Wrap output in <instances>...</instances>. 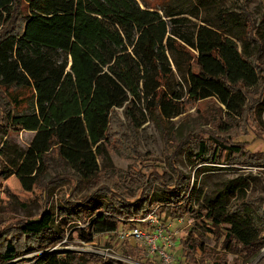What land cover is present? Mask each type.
I'll return each instance as SVG.
<instances>
[{
  "label": "trees",
  "instance_id": "obj_1",
  "mask_svg": "<svg viewBox=\"0 0 264 264\" xmlns=\"http://www.w3.org/2000/svg\"><path fill=\"white\" fill-rule=\"evenodd\" d=\"M174 1L165 2L160 13L142 8L137 0H0L1 125L7 131L36 134L29 150L3 165L1 175H15L25 189L39 186L44 193L63 182L84 184L87 195L65 200L60 216L86 225L81 231L85 243L146 217L155 209L152 199L158 187L166 197L159 201L172 218L200 219L209 233L224 237L227 250L254 258L264 248V206L254 212V200L242 201L226 211L219 198H210L194 207L190 183L174 163L183 142L175 140L168 158L176 178L157 171L148 177L121 171V181L114 184L118 172L103 173L101 168L111 148L117 150L112 139L119 135L129 140L118 109L124 110L127 128L137 132L140 105L154 121L165 124L188 105L211 99L229 116L242 118L246 89L260 83L264 101V65L258 55L241 52L221 26H190L183 17L189 13ZM246 16L242 40L260 45L257 26ZM175 71L178 82L173 81ZM239 139L212 136L214 147L206 140L195 141L188 159L202 166L220 163L225 156L224 162L231 163L247 153V144ZM58 169L61 174L48 178L49 170ZM222 225L230 226L225 234ZM129 226L127 230L134 227ZM16 230L21 246L0 232V264H96L76 252H50L67 236L50 212L20 221ZM201 248L207 251L205 245ZM88 257L99 264H129Z\"/></svg>",
  "mask_w": 264,
  "mask_h": 264
},
{
  "label": "rangeland",
  "instance_id": "obj_2",
  "mask_svg": "<svg viewBox=\"0 0 264 264\" xmlns=\"http://www.w3.org/2000/svg\"><path fill=\"white\" fill-rule=\"evenodd\" d=\"M137 1L144 9L156 8L162 13L164 3L169 0ZM174 2L176 6L182 7L189 13L183 17L190 21V26L206 22L223 27L241 52H246L247 55H258L260 63L264 65V0H250L246 6V0H175ZM246 12L251 15L257 26L262 38L260 45L258 41L247 45L242 40V24L244 20H247ZM226 15L227 18L222 19ZM175 80L180 81L176 71L173 81ZM260 86L261 83L246 89L248 102L242 118L236 115L229 116L220 103L211 99L188 105L179 117L165 124L163 122L158 124L145 110V105H140L138 117L141 128L135 132L127 128L124 110L118 109L116 113L125 125L129 140H121L119 135L112 139L118 142L117 150L111 148L107 153L104 163L101 164L103 173L107 170L117 171L112 181L114 184L121 181L119 176L121 171L123 174L140 173L146 177L157 171L161 175L168 173L176 178L177 173L171 170L168 158L173 153V145L177 144L175 142L177 140L183 142L184 146L174 163L190 183V189L195 197L194 207L199 208L205 200L210 198H219L223 208L228 211L242 201L250 203V200H254L250 208L256 212L258 207L264 206V101L262 86ZM1 124L3 121L0 111L1 234H5L7 239H16L17 244L21 246L23 240L19 239L17 224L29 219L38 220L47 211L53 214L55 226L67 234L63 242L50 250L52 252H76L96 264L100 261L88 256L112 254L128 258L133 254L136 258H132V264L157 263L156 260L151 262L147 259L145 246L139 245L131 236H126L132 221L123 223L117 233L97 236L92 243H85L82 240L81 231L86 225H83L81 221L67 222L60 215L65 200L75 202L87 195L84 184L63 182L49 186L48 191L44 193L43 188L39 186L31 190L25 189L15 175L3 178L1 175L3 165L8 166L9 160L16 159L19 152H27L36 134L27 131H7ZM212 136L229 142L240 138V142L247 144L245 157L236 155L229 163L224 162V156L221 164L208 163L196 166L188 159V148L198 140H206L214 147L215 144L211 141ZM48 174V178H53L61 174V170H49ZM114 188H116L115 185ZM116 190L119 193L125 192V189L116 188ZM165 198V194L157 187L152 199L153 207L157 210L158 219L166 229L167 235L177 243L174 249L177 256L174 264H189L190 261H194L195 264H264V248L254 258L248 257L245 252L237 253L227 250L223 244L224 237L209 233L207 223L202 220L189 215L178 219L172 218L168 208L159 201ZM141 228L147 229V225L143 224ZM229 229V225L220 227L224 234ZM202 244L207 251L202 250ZM34 255L31 254L28 257Z\"/></svg>",
  "mask_w": 264,
  "mask_h": 264
},
{
  "label": "built area",
  "instance_id": "obj_3",
  "mask_svg": "<svg viewBox=\"0 0 264 264\" xmlns=\"http://www.w3.org/2000/svg\"><path fill=\"white\" fill-rule=\"evenodd\" d=\"M158 216L157 210L154 209L147 214L146 217L133 220L131 223L134 227L129 230L126 236H131L139 245L146 247V256L151 262L156 260V264H174L177 258L174 252L177 243L167 235L166 229L159 221ZM143 224L147 225V229L141 228ZM102 256L117 259L129 264L133 263L129 257L121 258L112 254H102Z\"/></svg>",
  "mask_w": 264,
  "mask_h": 264
},
{
  "label": "water",
  "instance_id": "obj_4",
  "mask_svg": "<svg viewBox=\"0 0 264 264\" xmlns=\"http://www.w3.org/2000/svg\"><path fill=\"white\" fill-rule=\"evenodd\" d=\"M50 252H52V251H50Z\"/></svg>",
  "mask_w": 264,
  "mask_h": 264
}]
</instances>
